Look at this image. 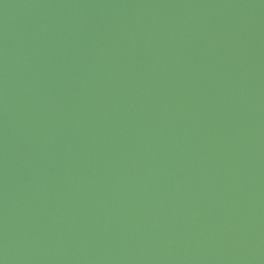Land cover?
Masks as SVG:
<instances>
[{"label": "water", "instance_id": "water-1", "mask_svg": "<svg viewBox=\"0 0 264 264\" xmlns=\"http://www.w3.org/2000/svg\"><path fill=\"white\" fill-rule=\"evenodd\" d=\"M0 264H264V0H0Z\"/></svg>", "mask_w": 264, "mask_h": 264}]
</instances>
